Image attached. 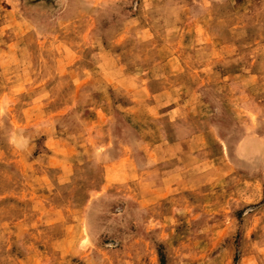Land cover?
<instances>
[{
  "label": "rangeland",
  "instance_id": "rangeland-1",
  "mask_svg": "<svg viewBox=\"0 0 264 264\" xmlns=\"http://www.w3.org/2000/svg\"><path fill=\"white\" fill-rule=\"evenodd\" d=\"M0 264H264V0H0Z\"/></svg>",
  "mask_w": 264,
  "mask_h": 264
}]
</instances>
